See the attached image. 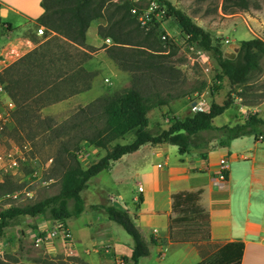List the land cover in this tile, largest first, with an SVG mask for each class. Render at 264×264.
<instances>
[{
	"label": "rangeland",
	"instance_id": "obj_1",
	"mask_svg": "<svg viewBox=\"0 0 264 264\" xmlns=\"http://www.w3.org/2000/svg\"><path fill=\"white\" fill-rule=\"evenodd\" d=\"M168 1L218 40L223 52L229 51L231 44L241 41H264V0H248L250 9L247 11L233 7L224 0ZM93 6L101 11L103 17L92 23L104 29L114 25L110 32L129 39L131 45L126 46L128 54L124 59L128 61L131 71L122 69L110 59L107 50L112 46V41L109 38L94 36L93 40L90 38L94 50L91 58L84 63V67L95 74L89 90L40 109L35 108L32 118L19 127L14 124L12 115L10 126L0 133V154L12 152L19 155V167L17 171L0 175V213L9 207L33 205L57 195L61 189L62 176L73 165V156L65 148L75 153L83 168L104 156L103 149L84 142L76 143L77 138L63 134L75 118L81 117L78 114L81 108L103 95H125L130 90L138 89L153 99L161 97L167 100V106L152 109L148 113L152 129L157 124L166 128L164 116L168 113L183 119L192 116L194 106L207 108L212 102L221 105L227 98L233 104L222 115L214 118L212 124L215 127L233 126L239 120L237 116L242 115L237 113L240 110L238 104L248 107L264 100V52L258 55L257 67L247 81L242 85L231 86L226 78H219L221 70L210 53L191 43L172 18L167 16L165 8L154 0H93ZM54 36L53 33L46 34L45 30L43 35L30 34L33 48L28 52ZM107 39L110 40L109 44L106 43ZM25 54L22 51H9L0 58L5 60L7 68ZM20 69L23 74H27L24 67ZM34 73L14 78L24 79L25 86L30 87L32 81L38 78ZM130 138L128 136L121 142H128ZM217 143V139L213 140L209 147ZM168 149L170 157L177 154L173 146L169 145ZM109 171L92 178L89 189L81 192L86 214L80 220L69 219L74 236L89 233L88 228H78V225L88 220L95 222L93 218L96 220L99 217L97 212L101 213L100 205H112L114 201L129 203L134 196L135 203L140 204V193L133 192L129 183H112L106 174ZM95 186L99 187L98 190H95ZM24 191L32 193L33 199H29ZM190 209L191 206H185L181 211L189 213ZM60 226L63 225L44 221L41 217L10 220L5 235L0 238V264H85L69 249L67 241L71 237L63 239L59 233L49 237ZM110 227L112 244L132 243L131 238L116 223L111 222ZM62 228L65 229V226ZM39 238L42 242L36 243ZM100 247H103L102 251L96 252V246L86 250L105 255L108 261L104 264H117L109 248ZM164 254L167 257V253ZM117 259L125 262L122 257ZM142 261L147 264L150 259Z\"/></svg>",
	"mask_w": 264,
	"mask_h": 264
},
{
	"label": "trees",
	"instance_id": "obj_2",
	"mask_svg": "<svg viewBox=\"0 0 264 264\" xmlns=\"http://www.w3.org/2000/svg\"><path fill=\"white\" fill-rule=\"evenodd\" d=\"M154 1L165 8L167 16L172 18L191 43L210 53L221 70L219 78H226L231 86L242 85L247 81L250 73L257 67L258 55L264 52V41H241L235 58L227 59L223 56L218 40L195 24L183 11L168 0ZM224 2H230L233 7L244 11L250 9L248 0ZM40 6L43 13L36 23L44 27L46 34L53 33L55 36L9 65L0 76L8 96L15 104L14 124L18 127L32 118L35 108L40 109L85 92L90 89L95 78V74L84 67L94 50L86 44V32L94 20L103 17L101 11L93 6V0H41ZM113 26L104 29L99 25L97 35L112 41V46L107 50L110 59L122 69L131 71L128 61L124 59L128 54L126 46L131 43L120 34L110 32ZM6 28L9 29V25ZM22 67L27 74H23L20 69ZM33 73L38 78L32 81L30 87L25 86L24 79L14 78ZM167 104V100L161 97L153 99L137 89L130 90L125 95H103L81 108L78 112L81 117L75 118L63 134L77 138L76 143L84 142L103 149L104 156L83 168L75 153L65 148L73 156V165L62 176L59 193L33 205L9 207L0 213V238L5 235L9 221L19 217H41L44 221L63 226L65 221L79 218L84 212L81 192L87 188L89 180L101 172L109 171L115 162L136 152L143 145L176 146L178 154L182 156L192 149L210 148V143L216 139L219 146H227L233 140L246 137L264 142V120L257 114L238 115L240 122L233 126L215 127L212 124L214 118L222 115L233 104L228 98L221 105L212 102L205 111L193 113L183 119L168 113L164 116L166 128L157 124L152 129L148 113ZM128 136H131L130 140L122 143ZM200 194V191H180L171 196L172 212L176 213L169 223V237L172 241L183 243L210 239L209 217L199 205ZM185 206H191L189 213H182L181 208ZM100 208L109 221L120 226L131 238L133 246L130 260L133 264H138L140 258L149 255L148 243L135 224V216L113 205H100ZM243 249L242 242H229L198 264H240Z\"/></svg>",
	"mask_w": 264,
	"mask_h": 264
},
{
	"label": "crops",
	"instance_id": "obj_3",
	"mask_svg": "<svg viewBox=\"0 0 264 264\" xmlns=\"http://www.w3.org/2000/svg\"><path fill=\"white\" fill-rule=\"evenodd\" d=\"M40 3L41 0H0V56L9 51L25 54L33 48L29 35L42 27L36 23L43 13ZM97 28V23L88 28L87 45L92 46L90 38L97 36ZM6 66L0 58V72ZM237 106L238 114L251 112L264 120V100L248 107ZM168 146L143 145L115 162L106 173L112 183H129L133 192L140 193V204L135 203L136 196L129 203L112 204L136 217L135 224L148 243L149 255L140 258L138 264L147 259H150L147 264H198L229 242L243 243L240 264H264V142L246 137L227 146L217 143L213 148L192 149L182 156L173 146L177 154L172 157ZM98 188L95 186V190ZM180 191L201 192L199 205L209 217L208 241L180 243L170 239L169 223L174 216L171 196ZM85 210L86 207L78 220L86 214ZM97 213L95 222L88 220L78 225L89 229L87 235L74 236L70 220L65 221V229L71 234L67 241L69 249L85 264H104L108 261L105 255L86 249L96 246L94 250L98 252L102 251L100 246H105L114 258H124L123 264H133L130 260L133 244L129 241L112 244L111 221L104 210ZM162 251L167 257L160 256Z\"/></svg>",
	"mask_w": 264,
	"mask_h": 264
},
{
	"label": "built area",
	"instance_id": "obj_4",
	"mask_svg": "<svg viewBox=\"0 0 264 264\" xmlns=\"http://www.w3.org/2000/svg\"><path fill=\"white\" fill-rule=\"evenodd\" d=\"M135 10H133L134 12ZM44 27H38L36 30V33L38 35L44 34ZM106 43L109 44L110 40H106ZM107 81V80H106ZM193 113L196 112H203L206 110V108L203 107H193ZM15 111V104L8 96L4 84L0 80V133L5 131L7 129L12 121V115ZM19 167V155H15L12 152H6L0 154V175L8 174L13 171H17ZM223 178V177H222ZM24 194L29 198L33 199V194L29 191H24ZM16 197L15 195L13 196ZM156 232V230H154ZM61 234L63 239L70 238V233L63 229L62 227H59L57 229H54V231L49 234L50 236H56L57 234ZM42 242V240L36 239V243ZM165 251L160 252V256H164ZM117 264H123V261L121 259H116Z\"/></svg>",
	"mask_w": 264,
	"mask_h": 264
},
{
	"label": "water",
	"instance_id": "obj_5",
	"mask_svg": "<svg viewBox=\"0 0 264 264\" xmlns=\"http://www.w3.org/2000/svg\"><path fill=\"white\" fill-rule=\"evenodd\" d=\"M228 49L229 51L224 52L223 56L227 59L233 60L239 51V44H231Z\"/></svg>",
	"mask_w": 264,
	"mask_h": 264
}]
</instances>
